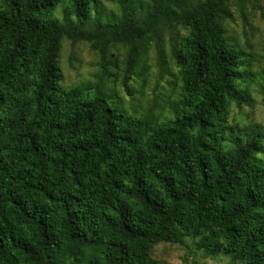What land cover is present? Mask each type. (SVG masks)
<instances>
[{
    "label": "trees",
    "instance_id": "obj_1",
    "mask_svg": "<svg viewBox=\"0 0 264 264\" xmlns=\"http://www.w3.org/2000/svg\"><path fill=\"white\" fill-rule=\"evenodd\" d=\"M116 1L0 0V264H161L152 248L186 238L264 264V125L226 27L261 0ZM63 39L96 53V82L63 84ZM151 50L179 84L169 116L104 86L114 67L132 93Z\"/></svg>",
    "mask_w": 264,
    "mask_h": 264
},
{
    "label": "rangeland",
    "instance_id": "obj_2",
    "mask_svg": "<svg viewBox=\"0 0 264 264\" xmlns=\"http://www.w3.org/2000/svg\"><path fill=\"white\" fill-rule=\"evenodd\" d=\"M103 5L109 13L119 9L116 0H103ZM260 5V9H253L248 15L246 23L235 15V20L227 21L226 27L230 35L246 48L248 46L251 72L249 90L254 104L244 109L252 123L264 125V101L260 91L261 84L264 83V0H261ZM156 55L154 50L149 51L147 59L149 70L146 81L143 82L140 75L133 79L130 82L133 92L130 94L122 85L123 72L110 67V70L116 71L117 75H106L104 86L109 91L115 90L116 95L110 101L112 106L115 105L114 103L122 105L129 114L137 116L144 114L150 108L159 117L169 116V110L155 106L156 103L163 105L164 100H168L167 97L172 95L170 91L173 89H175L173 97H176L179 84L176 82V85L171 87L169 83L172 77L157 63ZM59 64L65 86L94 83L101 72L96 53L85 42L63 39ZM167 67L176 72V67L170 61ZM151 255L161 264H242L232 263L231 257L224 254L206 257L190 238H186L182 244L160 242L152 248Z\"/></svg>",
    "mask_w": 264,
    "mask_h": 264
}]
</instances>
